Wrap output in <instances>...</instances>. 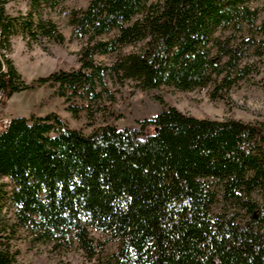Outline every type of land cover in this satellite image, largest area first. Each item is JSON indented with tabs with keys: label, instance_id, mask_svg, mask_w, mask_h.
<instances>
[{
	"label": "trees",
	"instance_id": "obj_1",
	"mask_svg": "<svg viewBox=\"0 0 264 264\" xmlns=\"http://www.w3.org/2000/svg\"><path fill=\"white\" fill-rule=\"evenodd\" d=\"M62 1L26 0L25 12L11 14L0 0V113L14 93L48 85L74 118L82 110L91 117L104 72L181 89L222 75L216 96L250 73L241 33L264 28V15L256 22L264 0L261 9L252 0H90L69 18L87 37L79 68L28 83L9 56L12 37L27 47L40 37L63 43L44 16L61 12ZM218 29L230 33L222 40ZM143 40L111 64L93 59ZM21 228L36 241L74 237L87 256L97 247L88 229L101 230L119 243L106 264H264V120L198 118L167 105L137 125L106 122L84 133L54 112L12 117L0 130V264H16Z\"/></svg>",
	"mask_w": 264,
	"mask_h": 264
},
{
	"label": "rangeland",
	"instance_id": "obj_2",
	"mask_svg": "<svg viewBox=\"0 0 264 264\" xmlns=\"http://www.w3.org/2000/svg\"><path fill=\"white\" fill-rule=\"evenodd\" d=\"M165 0H148V3H163ZM90 0H63L61 12L47 10L44 16L51 17L63 33L65 40L58 44L39 39V42L26 46V40L21 35H15L11 40L9 56L15 67L28 83L46 76L49 73L63 69L74 70L79 68V53L85 47L87 37L79 38L73 33L69 18L72 11H85ZM263 1L252 0L250 7L261 9ZM263 7V6H262ZM6 9L11 14L25 12L28 9L26 0H9ZM263 11L257 15L259 24L263 18ZM228 30V29H227ZM216 31V35L224 40L229 31ZM117 29L100 36L103 39L115 37ZM245 35L249 41L242 45L246 50L241 59L242 64H250V73L233 81L230 87L213 92L216 85L220 84L222 75L217 76L216 83L210 82L204 87L181 89L172 84H160L156 87H145L137 77L127 76L119 80L116 76L110 77L103 74V85L96 91H101V96L96 102L91 103L93 115L87 116L82 110L77 118L66 110L63 97L54 94V88L42 85L34 89L15 93L6 107L0 113L1 125L10 121L12 117L30 115L42 116L50 112L57 113L70 128L81 129L89 133L94 128L105 124L114 123L118 128L137 125L139 121L150 118L165 106L171 105L178 110L198 118L216 120L240 119L254 123L264 120V28L257 33ZM238 37L240 34L238 33ZM254 40V41H253ZM145 40L134 44H127L107 54H94L93 59L100 65H108L119 57L127 55L143 46ZM239 46V38L235 42ZM215 49L210 55L215 57ZM223 56L221 62L225 61ZM216 60V59H215ZM79 97H72L71 102L83 103ZM113 113L115 116H110ZM254 200L260 202L259 192H252ZM89 233L97 245L95 254L87 256L79 247L74 237H67L59 241H36L25 229H20L12 239L13 249L17 251L16 264H106L110 255L118 251L119 243L112 240L105 232L89 228Z\"/></svg>",
	"mask_w": 264,
	"mask_h": 264
},
{
	"label": "built area",
	"instance_id": "obj_3",
	"mask_svg": "<svg viewBox=\"0 0 264 264\" xmlns=\"http://www.w3.org/2000/svg\"><path fill=\"white\" fill-rule=\"evenodd\" d=\"M8 123H9V121H7V122H5V124L1 125V129L0 130L6 128V126H7Z\"/></svg>",
	"mask_w": 264,
	"mask_h": 264
},
{
	"label": "crops",
	"instance_id": "obj_4",
	"mask_svg": "<svg viewBox=\"0 0 264 264\" xmlns=\"http://www.w3.org/2000/svg\"><path fill=\"white\" fill-rule=\"evenodd\" d=\"M16 93H18V92H16ZM14 94H15V93H14ZM14 94H13V95H14ZM13 95H12V96H13ZM12 96H11V97H12Z\"/></svg>",
	"mask_w": 264,
	"mask_h": 264
}]
</instances>
